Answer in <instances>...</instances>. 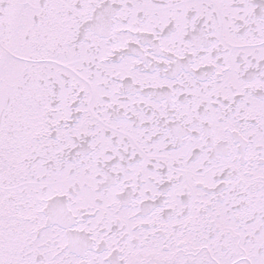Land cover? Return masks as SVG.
<instances>
[{"label":"snow or ice","instance_id":"snow-or-ice-1","mask_svg":"<svg viewBox=\"0 0 264 264\" xmlns=\"http://www.w3.org/2000/svg\"><path fill=\"white\" fill-rule=\"evenodd\" d=\"M0 264H264V0H0Z\"/></svg>","mask_w":264,"mask_h":264}]
</instances>
